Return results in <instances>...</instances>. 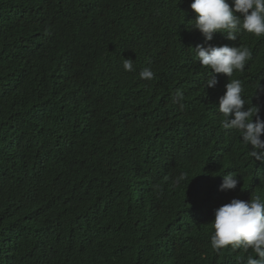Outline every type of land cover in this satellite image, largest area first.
Wrapping results in <instances>:
<instances>
[{"label":"trees","instance_id":"1","mask_svg":"<svg viewBox=\"0 0 264 264\" xmlns=\"http://www.w3.org/2000/svg\"><path fill=\"white\" fill-rule=\"evenodd\" d=\"M192 2L0 0V264L256 258L210 241L217 208L264 198V161L221 127L217 105L240 79L245 110L264 119V37L206 42ZM198 44L248 47L251 59L206 89ZM228 173L240 182L221 191Z\"/></svg>","mask_w":264,"mask_h":264},{"label":"clouds","instance_id":"2","mask_svg":"<svg viewBox=\"0 0 264 264\" xmlns=\"http://www.w3.org/2000/svg\"><path fill=\"white\" fill-rule=\"evenodd\" d=\"M190 7L196 14L192 28L199 30L206 42L212 41L216 33L223 34L231 41H236L241 33L264 37V0H232L231 6L227 0H193ZM194 49L199 63L211 72L206 89L218 83L213 73L230 78L234 72L243 71L246 62L251 59V51L244 46L198 44ZM124 69L134 71L131 59H125ZM139 75L145 80L154 79L155 76L148 68ZM225 88L217 104L223 115L221 127L237 131L243 144L251 146L248 155L255 161H264V139H261L264 119L259 116L260 107L251 105L245 110L247 101L242 96L244 85L240 79H231ZM258 92H264V86L261 85ZM182 99L183 93L177 90L174 102ZM237 177L232 173L224 175L220 190H235L240 182ZM185 179V176H181L177 183ZM212 228L210 243L213 251L220 252L228 246L245 251L250 249L256 258L248 256L247 264H264V198L256 196L249 201L233 198L214 211Z\"/></svg>","mask_w":264,"mask_h":264}]
</instances>
